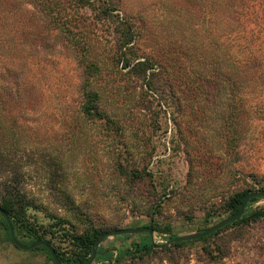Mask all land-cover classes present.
<instances>
[{
  "label": "trees",
  "instance_id": "obj_1",
  "mask_svg": "<svg viewBox=\"0 0 264 264\" xmlns=\"http://www.w3.org/2000/svg\"><path fill=\"white\" fill-rule=\"evenodd\" d=\"M168 1L179 26L182 25L180 18L188 15L195 20L198 31L199 26L210 23L206 32L212 36L207 46L199 43L196 47L194 42L187 43L178 36L157 46L153 55L141 53L147 22L140 15L122 13L121 0H0V207L11 218L16 237L22 244L46 241L55 249L62 264H87L94 244L104 233L130 228H122L111 219L100 222L84 212V206L68 188V163L61 152L46 154L22 147L26 116L34 109L32 98L37 92L30 77L37 64L35 60L50 58L53 49L60 45L58 42L68 51L76 75L77 102L62 124L75 129L95 125L117 143L104 151L109 170L121 183L116 187V202L128 203L134 215L148 217L150 228L159 234L172 232L168 226L162 229L156 218L163 196L153 185L150 191L143 190L147 182H153V174L143 163L153 158L156 149L153 146L152 151L141 153L144 161L141 164L135 160L130 146L123 143L128 128H140V124L134 122L137 118L128 108L126 97L129 96L122 98V94L130 92L135 102L140 85L143 96L158 100L167 96L168 105L173 106L175 113L174 122L185 114L190 116L188 111L215 112L216 131L221 139V148L215 152L219 155L215 154V149L204 147L196 149L195 153L187 151L186 187L189 177L196 172L195 163L206 166L216 161L213 167L221 171L226 164L224 157L230 155L241 160L245 137L253 126L252 118H257L261 112L257 114L255 110L262 106L256 102L262 103L264 99V0ZM103 24H108L114 43L102 51L96 42H99L97 34ZM21 120L26 121L24 125ZM191 126L186 127L191 131ZM32 167L44 174L48 190L61 208L81 224V230L71 227L72 220L48 215L47 218L56 221L50 225L32 215L31 211L42 209L27 191V170ZM186 191L191 190L186 188ZM250 193L252 191L233 192L224 199L222 211L207 213L206 226L197 232L210 228L207 225L215 219L238 213ZM261 199L264 196L252 198L242 218L199 240L165 247V244L153 243L149 233L110 237L99 247L95 261L114 259L121 264L128 257L143 258L157 251L210 243L233 228L248 227L264 220V208H252ZM138 201L143 204L139 205ZM0 219L8 241L13 244L5 219L1 215ZM137 236L139 240L130 248L121 249L116 257L113 250L105 247L110 239L132 240ZM20 237L27 240L21 241ZM176 237L178 235L171 234L167 241ZM56 239L63 240L67 247L57 248L52 242ZM35 250L44 251L55 264L46 248ZM204 250L211 258L217 253L219 257L214 260L226 258L224 248L218 243L205 246Z\"/></svg>",
  "mask_w": 264,
  "mask_h": 264
},
{
  "label": "rangeland",
  "instance_id": "obj_2",
  "mask_svg": "<svg viewBox=\"0 0 264 264\" xmlns=\"http://www.w3.org/2000/svg\"><path fill=\"white\" fill-rule=\"evenodd\" d=\"M121 1L122 13L140 15L147 22L144 42L140 44L141 53L153 55L157 51V46L173 41L178 36L187 43L194 42L196 47L199 43L206 46L209 43L208 39L212 35L206 32V29L209 30L207 27L211 26L210 23L203 27L199 26L198 31L194 26L195 20L188 15L180 18L182 25L179 26L177 17L168 7V0ZM97 36L99 42L96 43L102 47L100 49L102 51L105 47L110 48L114 43L108 24L102 25ZM58 43H60L59 48L57 46L53 49L50 58L35 60L37 64L33 67L34 71L30 77L35 83L37 92L35 91L32 98L34 109L26 116L27 124L26 121L21 120V125L25 124L22 147H28L32 152L37 150L46 154L61 152L68 163V188L77 202L84 206L82 208L88 215L94 216L100 222L110 219L119 222L122 228H150L148 217L134 215L133 208L129 207L128 203L116 202V187L121 183L109 170L110 165L104 151L117 143H113L109 134L95 125L75 129L62 124L63 119L68 116L67 113L77 102L76 75L68 51L61 46V42ZM210 51L212 52V48ZM162 80L165 84L164 79ZM142 88L139 85L135 102L130 92L122 94V98L129 96L126 97L128 108L137 118L134 122L140 124V128L133 126L128 128L123 143L130 146L136 161L141 164L145 161L143 166L148 165L149 171L153 174V182H147L143 187L144 192L150 191V185H153L158 194L163 196L162 208L156 214L162 229L168 226L172 231L171 234L178 236L196 233L206 226L207 213L222 211L224 199L233 192L263 190L264 99H260L262 103L256 102L262 106H257L255 112H261L257 113V118H252L254 122L252 128L248 129L243 143L242 159L238 160L230 155L224 157L226 164L221 171L213 167L216 161L212 165L208 163V166L195 163L196 172L192 178L189 177V185L186 187L189 173L186 152L195 153L196 149L201 147L215 149V152L221 148V139L216 131V114L207 110L206 112L209 113L204 110L188 111L190 116L185 114L176 118L174 122L175 113L173 106L168 105L169 98L166 96L158 100L150 95L143 96ZM187 125H192L191 131L187 129ZM153 146L156 149L153 158L142 161L141 153L145 150L152 151ZM215 154L219 155L217 152ZM27 171H29L27 184L29 196L42 208L40 211H31L32 215H36L42 223L50 225L56 221L47 218L48 215L72 220L71 227L75 229L76 226L81 230L83 228L81 224L61 208L56 197L48 190L44 174H40L33 167ZM185 187L191 191L187 192ZM137 203L143 204L142 201ZM252 208H264V199L258 201ZM226 218L227 216H223L215 219L207 227L215 226ZM66 227L71 229L69 226ZM171 234L154 232L153 242L157 245L167 244ZM20 240L27 239L20 237ZM138 240V236L132 240L110 239L105 247L113 250L116 257L121 249L130 248ZM62 241L52 240L57 248L67 247ZM215 243L224 248L226 258L214 260L219 257L217 253H213L211 258L205 252V246ZM113 261L114 259L95 261L93 264H117L112 263ZM0 264L53 263L42 250H21L9 242L0 219ZM121 264H264V220L248 227L233 228L207 244L199 242L182 248H172L170 251H157L143 258L128 257Z\"/></svg>",
  "mask_w": 264,
  "mask_h": 264
},
{
  "label": "water",
  "instance_id": "obj_3",
  "mask_svg": "<svg viewBox=\"0 0 264 264\" xmlns=\"http://www.w3.org/2000/svg\"><path fill=\"white\" fill-rule=\"evenodd\" d=\"M261 196H264V190L250 193L245 199L240 211L236 213L235 215L230 216L229 218L218 223L217 225L208 228L204 232H196V233L173 238L169 240L167 244H165V247L172 246L173 244L179 243V242H189V241L199 240V239L205 238L207 236H210L213 233H216L224 229L226 226L234 223L235 221H237L238 219L244 216L247 206L249 204V201L252 198L261 197ZM0 215L5 219L7 223L11 241L16 247H18L21 250H26V251L34 250L38 247H44L50 252L52 256V260L55 264H62L55 249L48 242L43 241V240H37L28 245L22 244L16 237L14 225L12 223L11 218L7 215V213L1 207H0ZM142 233H149V235L153 239L154 230L152 228H138V229L130 228V229H121L117 231H111V232L104 233L94 244L92 255L87 264H93L95 262L97 255H98V249L106 239L110 237H117V236H124V235H138Z\"/></svg>",
  "mask_w": 264,
  "mask_h": 264
},
{
  "label": "crops",
  "instance_id": "obj_4",
  "mask_svg": "<svg viewBox=\"0 0 264 264\" xmlns=\"http://www.w3.org/2000/svg\"><path fill=\"white\" fill-rule=\"evenodd\" d=\"M112 263H115L114 261Z\"/></svg>",
  "mask_w": 264,
  "mask_h": 264
}]
</instances>
